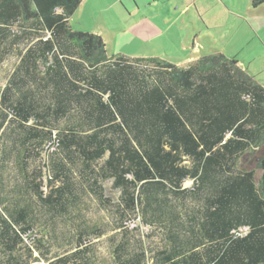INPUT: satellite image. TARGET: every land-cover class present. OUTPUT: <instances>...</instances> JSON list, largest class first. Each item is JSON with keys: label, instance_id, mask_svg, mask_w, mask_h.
I'll list each match as a JSON object with an SVG mask.
<instances>
[{"label": "trees", "instance_id": "1", "mask_svg": "<svg viewBox=\"0 0 264 264\" xmlns=\"http://www.w3.org/2000/svg\"><path fill=\"white\" fill-rule=\"evenodd\" d=\"M82 1L0 0V40L9 38L14 24L31 23L41 48L19 52L20 62L0 92V128L8 119L17 123V157L25 169L24 183H15L12 192H7V203L0 192V242L4 248L15 252L23 244V234L32 228L37 212L71 216L81 203L73 171L81 164L101 198V183L107 181L119 194L117 202L106 199L115 213L110 239L117 241L114 254L119 264H264V155L256 170L228 178L220 191L204 183L206 167L216 166L221 156L236 159L264 147V87L240 69L236 60L220 53L205 56L188 69L155 61H111L101 36L73 31L68 24ZM263 5L264 0H251L253 9ZM61 40L77 44L91 69L110 63L133 68L148 75L139 84L146 89L151 88L153 75L164 70L171 83L190 94L174 97V85L169 81L162 92L156 90L152 99L145 98L149 107L151 100L159 105L151 130L138 118L143 103L127 112L122 101L118 103L111 95H99L101 119L96 128L59 127L61 117H70L74 123L79 120V107L70 104L72 101L94 93L87 82L71 84L77 95H68L71 90L58 86L66 78L55 56ZM37 49L52 58L45 75L35 71L37 62L30 61ZM2 55L0 52V61ZM208 104L217 114L213 124L203 125L210 112L203 106ZM112 108L118 118L110 113ZM195 121L202 135L190 129ZM46 144L56 150L42 166L31 169L30 162L42 159ZM207 151L211 154L204 159ZM183 158L190 159V165ZM187 180L194 181L190 188H184ZM3 182L0 176V187ZM137 217L154 228L159 239L150 255L140 238L131 249L132 237H136L125 224ZM103 232L86 221L73 231L66 230L64 240L75 242L77 248L51 264H88L90 248L83 247L85 239L102 237ZM38 249L50 251L42 242ZM24 263L14 257L6 264Z\"/></svg>", "mask_w": 264, "mask_h": 264}, {"label": "crops", "instance_id": "2", "mask_svg": "<svg viewBox=\"0 0 264 264\" xmlns=\"http://www.w3.org/2000/svg\"><path fill=\"white\" fill-rule=\"evenodd\" d=\"M261 9H264V6ZM255 11L252 10L251 0H83L74 14H77L78 19L81 20L83 16L88 18L92 13L93 26L88 29H73L69 20L68 24L76 32L101 36L106 45V52L110 47L112 48V54L107 53L111 61L117 58L129 59L134 62L155 61L188 69L203 57L220 53L229 59L236 60L238 67L248 73V69H245V65H243L244 61L235 55H227L226 48L229 46L230 40L236 38L244 25H247L249 34L255 35L253 40L256 46L255 50L259 57H264V36L262 35L264 28L263 31L257 30L261 17L264 18V12ZM103 12L107 15H103ZM118 16L123 17L122 21L125 26L117 22ZM184 27L187 28L186 31ZM154 42H156L155 46L144 48L147 44L150 45ZM137 43L139 45L136 49L123 51L124 48L132 44L135 48ZM31 47L40 48L37 45V39L32 41L22 51V54ZM40 49H37L36 57L33 58V55L30 61L37 62L39 66L35 71L40 75H45L44 72L52 58L46 54L43 55ZM55 56L61 74L65 73L66 75L65 80L58 85L61 90H71L68 95H77L75 93L77 89H73L71 84L87 82L94 92L86 98L81 97L77 102L72 101L70 104L79 107L77 110L78 116H80L77 118L79 120L74 123L69 119L70 117H61L57 121L59 127L89 130L96 128L95 124H98L101 119L99 95H104L105 98L111 95L116 98L118 103L122 101L127 112L135 110L134 108L140 102L141 105L143 103L144 107H141L138 118L141 122L144 120L148 123V130L153 129L149 126L156 120L154 113L159 110V105L151 100L149 105L153 109L148 111L150 107L145 98L152 99L156 90L162 92L165 83L169 81L171 83L170 76L165 74L164 70L157 71V74L153 75L151 88L146 89L139 88V84L143 83L142 80L145 78L148 80V75L141 74L133 68L115 67L112 63L98 69L89 68L80 56L79 46L73 42L61 40L58 43ZM18 58L20 62L21 55ZM170 85H174L172 89L174 97L190 94L189 91H185L173 83ZM261 85L264 87L263 84ZM53 95L56 94L53 93ZM203 107L210 109L203 125L213 124L214 116L217 114L216 109L211 104ZM109 111L118 118L114 108ZM189 127L196 135H202L198 122L195 121L194 125H189ZM228 137L229 135L226 139ZM255 151L257 152H247L236 159L223 155L216 166L208 164L204 183L211 186V190L215 188L220 191L219 188L226 185L224 183L228 178L242 176L246 172L256 170L259 157L264 155V147ZM210 152L207 151L204 159L209 157ZM252 157L255 160V166L248 167L246 162L251 163ZM183 159L190 165V159ZM230 163H232L231 166ZM257 175L260 177L259 171H257ZM193 183L192 180L185 181L184 188H190ZM244 230L246 231V229Z\"/></svg>", "mask_w": 264, "mask_h": 264}, {"label": "rangeland", "instance_id": "3", "mask_svg": "<svg viewBox=\"0 0 264 264\" xmlns=\"http://www.w3.org/2000/svg\"><path fill=\"white\" fill-rule=\"evenodd\" d=\"M261 7L257 9L252 8V10L262 13L264 9H261ZM103 15H107V13L103 12ZM117 18L119 19L117 22L125 26V23L122 21L123 17L118 16ZM69 23L73 29L91 28L94 24L92 13L89 14L88 18L83 16L81 20L78 19L77 14H73L69 19ZM254 26L256 27V25ZM263 28L264 18L261 17L257 30L261 31ZM33 30L31 23H17L10 27L9 38L0 40V52L3 53V59L0 61V92L8 85L9 78L19 62V52L24 51L35 40ZM184 30L186 31L187 28L184 27ZM249 33L250 31L247 29V25H244L241 33L236 38L230 40L229 46L226 48V53L227 55H235L238 59H242L245 69H248V74L256 77L255 79L264 85V57H259L255 50V43L253 42L255 35L253 36V33ZM262 35L264 36V33ZM138 45L139 43L133 48L132 44L124 48L123 51H132ZM152 45L155 46L156 42L150 45L147 44L144 48ZM108 50L107 53L111 55L112 48L110 47ZM17 136V123L11 122V119H8L4 126L0 128V176H3L5 180L3 182L4 187H0V192L6 196V203L7 192H12L15 183H24L23 173L25 169H22L24 165L17 157L19 150ZM55 150L54 145L46 144L41 149L40 156L42 159L39 161L32 160L30 162V168L33 169L39 166V164L42 166L47 161L51 152ZM251 159V163L246 162L248 167L255 166L254 158L252 157ZM73 171L74 180L77 183L78 193L80 195V206L76 207V210L74 209L70 213L71 216L59 214L56 217H52L49 213L45 214L44 210L40 213L37 212L34 216L35 220L32 228L23 234V244L15 252L5 249L0 242V264H6L13 260L14 257L21 258L25 262L24 264H51L57 262L58 259L67 256L68 252L71 253L77 248L73 245L75 242H67L64 240L63 235L66 230L73 231L74 226L81 224L82 221H86L91 225L96 224L97 227L104 230L102 237L89 236L85 239L83 247L88 246L87 248H90L89 254H87L89 256L88 264H119L114 254L117 241L110 239L114 233L115 213L106 201V199H111L113 202H117L119 194L112 188V182L107 181L101 183V187L103 188L102 195L104 196V198H101L99 193L93 189V180L84 174L81 164H78ZM43 190L45 192L48 191L47 188ZM30 194L36 200V195L33 192ZM39 210L41 209L38 207L37 211ZM125 227L133 232L132 236L136 237V239L132 237L131 249H135L139 238L144 249L149 250V255L159 245V239L154 234L156 232L154 228L142 224V221L138 217L135 219L129 218L126 221ZM15 228L19 230L20 226L16 225ZM40 242L45 246H49L50 251L41 253L38 249ZM71 242L72 244H70ZM29 249L32 253H30Z\"/></svg>", "mask_w": 264, "mask_h": 264}]
</instances>
